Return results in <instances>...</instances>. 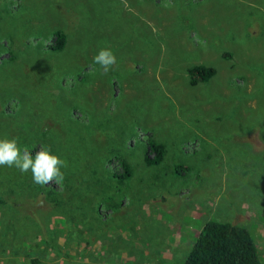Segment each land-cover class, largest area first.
I'll return each instance as SVG.
<instances>
[{"label":"rangeland","instance_id":"obj_1","mask_svg":"<svg viewBox=\"0 0 264 264\" xmlns=\"http://www.w3.org/2000/svg\"><path fill=\"white\" fill-rule=\"evenodd\" d=\"M0 44V138L67 163L44 185L0 166V264H181L211 219L264 264V0H0Z\"/></svg>","mask_w":264,"mask_h":264},{"label":"trees","instance_id":"obj_2","mask_svg":"<svg viewBox=\"0 0 264 264\" xmlns=\"http://www.w3.org/2000/svg\"><path fill=\"white\" fill-rule=\"evenodd\" d=\"M50 36L51 43L47 46L49 53L62 51L67 42V35L63 29L51 30ZM7 39V43L11 41L9 35ZM39 47V41L34 44H24V48H30L31 50H38ZM2 49L3 46L0 44V51ZM226 56L230 55L226 54ZM186 72L188 74V84L191 86L206 82L214 75V69L204 64H191L186 67ZM23 125L26 124L23 123ZM147 147L149 152L152 153V157H146V163H158L163 157L164 145L149 138L147 139ZM119 161L123 170H125L120 176L127 175L128 164L121 158ZM0 201L3 200L0 198ZM259 256L246 227L236 223L211 219L202 223L181 264H262Z\"/></svg>","mask_w":264,"mask_h":264},{"label":"clouds","instance_id":"obj_3","mask_svg":"<svg viewBox=\"0 0 264 264\" xmlns=\"http://www.w3.org/2000/svg\"><path fill=\"white\" fill-rule=\"evenodd\" d=\"M103 73H108L116 64V57L110 48H101L93 57ZM16 167L21 173H32L34 183L44 185L62 183L64 173L61 168L66 167L64 159L51 151L49 145H41L34 155L27 146L21 148L16 138H0V166Z\"/></svg>","mask_w":264,"mask_h":264},{"label":"crops","instance_id":"obj_4","mask_svg":"<svg viewBox=\"0 0 264 264\" xmlns=\"http://www.w3.org/2000/svg\"><path fill=\"white\" fill-rule=\"evenodd\" d=\"M170 256V255H169Z\"/></svg>","mask_w":264,"mask_h":264}]
</instances>
